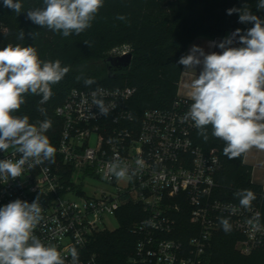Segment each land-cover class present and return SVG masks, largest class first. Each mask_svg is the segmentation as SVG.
<instances>
[{"label":"built area","instance_id":"1","mask_svg":"<svg viewBox=\"0 0 264 264\" xmlns=\"http://www.w3.org/2000/svg\"><path fill=\"white\" fill-rule=\"evenodd\" d=\"M6 30L0 24V33ZM132 52L127 45L112 57ZM97 89L96 98L108 108L106 116L93 104ZM135 93L128 86L72 89L56 109L60 131L55 140L49 138L56 148L54 160L25 165L21 177L0 180V207L16 199L31 203L39 196L43 220L35 235L62 253L76 247L79 264H101L92 251L96 237L113 231L107 219L118 222L117 212L130 204L139 206L145 216L132 225L137 240L123 264H205L212 238L222 229L221 218H227L231 230L242 237L237 244L241 254L264 250L261 208L244 209L215 197L222 161L216 149L205 151L195 145L196 128L182 120L193 103L190 96L178 94L169 109L145 111L135 129V116L127 108ZM13 152L0 150V160L19 159L20 154ZM117 156L134 173L131 180L105 179V165ZM137 159L143 160L142 168ZM260 184L264 187V180ZM257 212L261 227L254 229L246 221ZM184 214L198 229L187 244L174 237ZM66 264H71L70 255Z\"/></svg>","mask_w":264,"mask_h":264},{"label":"clouds","instance_id":"2","mask_svg":"<svg viewBox=\"0 0 264 264\" xmlns=\"http://www.w3.org/2000/svg\"><path fill=\"white\" fill-rule=\"evenodd\" d=\"M6 8L20 14V0H3ZM104 0H43V6L28 10L26 17L32 23L68 37L79 35L91 27ZM258 10H264V0H259ZM239 13V22L253 23L254 26L241 34L236 29L218 44L222 52L206 54L204 49L193 45L189 54L181 56L177 62L185 71H192L202 65V70L191 81L190 98L193 103L182 117L191 121L198 134L208 140L211 135L224 142L223 153L230 160L240 157L252 148L264 151V20H261L245 5L231 8L227 14ZM117 19L124 20L120 15ZM23 30L18 39H24ZM239 37L242 47H232ZM87 44V42H85ZM88 45V44H87ZM90 47V45H88ZM70 71L62 62L41 60L33 46L7 44L0 48V150L14 149L13 156L20 158L0 160V180H15L22 176L24 166L35 167L45 161H53L56 148L51 145L46 133L52 127L50 119L29 122L27 115H13L26 102L27 94L40 96V104L46 103L53 95L52 86L58 84ZM196 72V71H195ZM81 77H77L79 81ZM86 86L94 79H84ZM97 89L93 92V104L101 115L108 114L102 99H98ZM45 110L41 109L44 114ZM138 168L143 160L135 161ZM105 179L131 180L129 165L114 157L105 165ZM244 209H251L256 195L245 189L235 193ZM260 213H255L246 222L254 229L261 227ZM43 220L39 196L29 203L16 199L0 207V264H66L67 256L71 264H79L76 247H69L62 253L54 244L43 243L34 230ZM220 224L225 232L231 230L227 218Z\"/></svg>","mask_w":264,"mask_h":264},{"label":"trees","instance_id":"3","mask_svg":"<svg viewBox=\"0 0 264 264\" xmlns=\"http://www.w3.org/2000/svg\"><path fill=\"white\" fill-rule=\"evenodd\" d=\"M21 13L3 5L0 0V24L7 30L0 33V48L7 44L33 46L41 60L59 59L62 66L70 71L56 85L52 86L53 95L44 104L40 96L27 94L25 103L13 115H27L29 122L50 119L51 129L46 133L51 140L58 137L61 121L56 116L59 107L72 89H94L106 87H132L135 95L127 108L134 114L133 128L138 129L142 116L147 110L169 109L179 94L184 66L177 62L187 55L190 46L198 39L224 38L236 29L244 34L253 23L239 22V13L227 14L233 7L247 8L252 14L264 20V10H258L259 0H104L91 27L79 35L64 37L32 23L26 12L43 6V0H20ZM124 16V20L117 16ZM24 39H18L20 31ZM87 42L90 47L85 44ZM127 44L133 48V58L129 70L117 76L110 74L107 52L116 46ZM81 77L78 81L77 77ZM94 79L95 83L86 86L84 79ZM44 109V114L41 113ZM193 140L196 146L208 151L216 149L222 161V169L216 175L215 197L224 201L239 203L235 193L252 190L256 199L252 205L262 210L264 221V187L253 180V167L245 162V154L229 159L223 153L224 142L211 135L208 140L198 134L196 129ZM119 226L113 231H103L96 237L92 247L101 264H123L133 251L136 237L132 225L144 218L142 209L130 204L121 208L117 214ZM196 226L190 223L188 214L180 216L178 233L174 237L184 243L197 233ZM242 237L223 228L212 238L205 264H264V250L251 255H243L237 249Z\"/></svg>","mask_w":264,"mask_h":264},{"label":"crops","instance_id":"4","mask_svg":"<svg viewBox=\"0 0 264 264\" xmlns=\"http://www.w3.org/2000/svg\"><path fill=\"white\" fill-rule=\"evenodd\" d=\"M202 39H198L200 41L198 43L199 47H203L205 49L209 48V46H206L208 42L201 41ZM196 42V41H195ZM194 42V43H195ZM193 43V44H194ZM210 49V48H209ZM193 72V71H192ZM189 76H186L185 83H183V75L181 79L180 89H179V95L181 96H190V82L195 79V76L197 73H192ZM184 87V88H183ZM245 162L253 167V180L256 183H262L264 180V151L258 150L256 148H252L250 151H248L245 155Z\"/></svg>","mask_w":264,"mask_h":264},{"label":"rangeland","instance_id":"5","mask_svg":"<svg viewBox=\"0 0 264 264\" xmlns=\"http://www.w3.org/2000/svg\"><path fill=\"white\" fill-rule=\"evenodd\" d=\"M228 36H230V33L228 34V35H226L224 38H226V37H228ZM224 38H216V39H202L201 41H204V42H208L207 44H205L206 46H209V48H207V49H205V48H203V47H201V48H203L204 49V51H205V53L206 54H210V53H212V52H217V53H220V52H222V50L219 48V47H216V46H214V45H212V42H216L217 44L219 43V42H221L222 40H224ZM200 41H196L194 44H192L191 46H190V48L193 46V45H196V46H199L198 45V43H199ZM125 46H127V44H122V45H120V46H116V47H114L113 49H110L109 50V52H107V57L109 58L110 56H115V52H116V50L118 49V48H122V47H125ZM232 47H242L243 45H236L235 43H233L232 45H231ZM190 48H189V50H190ZM189 50H188V54H189ZM202 70V65H200V66H197V68L195 69V71L194 70H192L194 73H197V76L199 75V73H200V71ZM192 71H185V68H184V71H183V83H185V79L187 78L186 76H189V75H191V72ZM192 72V73H193ZM195 78H196V76H195ZM191 83V82H190ZM186 84V83H185ZM184 88V87H183ZM107 225H108V228L110 229V230H116L117 228H118V222L115 220V219H113V218H108L107 219Z\"/></svg>","mask_w":264,"mask_h":264},{"label":"water","instance_id":"6","mask_svg":"<svg viewBox=\"0 0 264 264\" xmlns=\"http://www.w3.org/2000/svg\"><path fill=\"white\" fill-rule=\"evenodd\" d=\"M233 32H235V30L230 32V35ZM233 43H235L236 45H242L239 43V37H237ZM132 58H133L132 54H127L124 56H117V57L110 56L106 60L110 74L113 76H117L126 73L131 66Z\"/></svg>","mask_w":264,"mask_h":264}]
</instances>
